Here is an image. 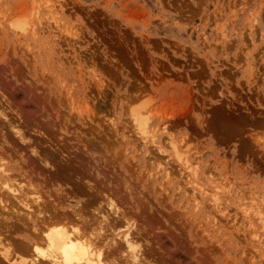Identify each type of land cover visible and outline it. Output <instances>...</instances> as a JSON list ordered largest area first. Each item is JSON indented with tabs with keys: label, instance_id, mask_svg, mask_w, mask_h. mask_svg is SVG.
<instances>
[{
	"label": "rangeland",
	"instance_id": "374dc122",
	"mask_svg": "<svg viewBox=\"0 0 264 264\" xmlns=\"http://www.w3.org/2000/svg\"><path fill=\"white\" fill-rule=\"evenodd\" d=\"M0 106L9 165L92 222L112 198L150 264H264V0H0Z\"/></svg>",
	"mask_w": 264,
	"mask_h": 264
},
{
	"label": "bare ground",
	"instance_id": "6f19581e",
	"mask_svg": "<svg viewBox=\"0 0 264 264\" xmlns=\"http://www.w3.org/2000/svg\"><path fill=\"white\" fill-rule=\"evenodd\" d=\"M54 23H56V25L59 26L60 22L54 20ZM15 26L24 32L27 30V28L25 27L26 24L18 23V24H15ZM136 114L135 116L133 115L132 117L133 118L135 117L134 122H136V124L138 125L139 132H141V134L144 136V139L154 141L156 139V134L154 132L156 131L154 127H152L149 124L148 116L147 115L142 116V114H140L141 115L140 117L139 115H137L136 117ZM0 117H3L5 120H7L8 126L11 127L10 130L13 132L15 137H17V139H19L20 141H24L23 133L21 132L19 128L13 125L14 124L13 122H10V120L7 119V115L3 112H0ZM3 138H5L4 135L2 136V139ZM166 141L169 144V147H171L174 155L177 156L176 159L178 158V160L187 169L190 175L197 177L199 173H198L196 165L192 163L191 161H189L186 157H184L185 155H183L182 152L178 149L176 142L173 139L169 138ZM23 143H26V142H23ZM33 152H35L34 149H33ZM41 152H42V149H41ZM158 152L159 151H157V153ZM4 153L7 154L6 151L0 148V264H150L149 261L145 259L146 257L145 258L143 257V255H145L144 249H142L143 255L142 253H140L142 250L139 251V249L143 248L142 244H141V247L139 246L142 241L138 240V241H141L139 245L135 241L136 240L135 238L138 237V235L135 236V233H136L135 230H138L137 228L138 226L136 227V225L133 224V228H130L129 226H125V224H123L124 225V226L122 225L123 228L119 227L121 229V234L116 233V231L112 229V226L114 225L118 226L119 218H120V222L121 221L123 222L122 219L125 216H127L126 213H123L125 212L123 208H122V211H123L122 212L120 210V207L116 205V203L113 201L112 198L111 199L107 198L108 201L107 202L105 201L107 205V211L105 212L99 211V212L93 213L92 216H94V214H96L97 216V217L94 216L96 217L94 219V222H92L93 217H92V220H89L91 216L86 217L87 215L84 214V212L86 213V211L82 210V207L79 206L80 203L78 204V207L72 208L70 210L66 209V211H64L63 209L59 208V205L61 206V200L58 206L57 204H54L53 201L50 202L51 199L45 200L46 198H49V197H45V196L43 197L42 195L43 191L41 190L42 192L40 193V190L36 189L31 183L33 182L32 180L31 182H29L27 180V177H24V174L22 171H21L22 173L18 172L19 169L15 167L16 165L15 166L12 165L11 162H10L11 165H9V161H7L4 158V155H3ZM42 157L44 158L45 156H42ZM49 159L50 158H48L47 160ZM47 160H44V161L42 160L45 163L44 166L45 167L53 166V165L50 166V163ZM57 165H58V162H57ZM25 167H28V166H25ZM68 167L67 169L69 170L70 168ZM72 169H70V171ZM19 173L23 174L21 176L22 178L23 177L25 178L27 183L24 182L25 180H23L21 176L18 175ZM43 173L44 172H42V174ZM17 175L23 180V182L22 181L18 182L19 178L17 179L18 177ZM195 186H196L194 187L195 190H198L203 196L206 190L203 189L202 186L197 184V182H195ZM216 189L220 190L218 185ZM29 190H34V192L31 191L32 193H30ZM107 190L109 189L107 188ZM102 193L103 191H101V195ZM84 194H86V192ZM56 195L59 197L58 194ZM213 196L216 197L218 195L217 193L216 194L214 193ZM215 197H213V200L217 202L218 199L217 197L216 198ZM93 202H90V203H93ZM63 203L65 204V202ZM247 210L248 209H246V211ZM259 214L261 217L259 216ZM259 214L258 216L260 217L262 223L264 224V214L260 212ZM112 215L114 216L112 217ZM121 215L123 216L122 219H121ZM110 216L112 218H110ZM127 218L131 220L130 217H127ZM124 220L126 221V217ZM130 220H128V222ZM119 225L121 226L120 223ZM134 228L136 229L134 230ZM18 232H23V233L25 232V235L22 237V234ZM18 235L21 236L22 239L18 238ZM110 235L112 236V238H109ZM142 235H146V234H142ZM37 249H39V251H37ZM147 256H149V252ZM152 256H153V253H152ZM150 262L152 261L150 260Z\"/></svg>",
	"mask_w": 264,
	"mask_h": 264
},
{
	"label": "snow or ice",
	"instance_id": "6c2138e0",
	"mask_svg": "<svg viewBox=\"0 0 264 264\" xmlns=\"http://www.w3.org/2000/svg\"><path fill=\"white\" fill-rule=\"evenodd\" d=\"M37 251H39V249H37Z\"/></svg>",
	"mask_w": 264,
	"mask_h": 264
}]
</instances>
